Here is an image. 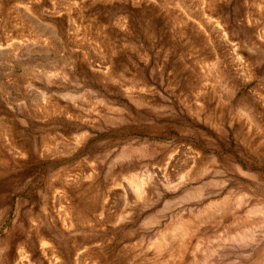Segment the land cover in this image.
Wrapping results in <instances>:
<instances>
[{
  "label": "rangeland",
  "instance_id": "rangeland-1",
  "mask_svg": "<svg viewBox=\"0 0 264 264\" xmlns=\"http://www.w3.org/2000/svg\"><path fill=\"white\" fill-rule=\"evenodd\" d=\"M0 264H264V0H0Z\"/></svg>",
  "mask_w": 264,
  "mask_h": 264
}]
</instances>
